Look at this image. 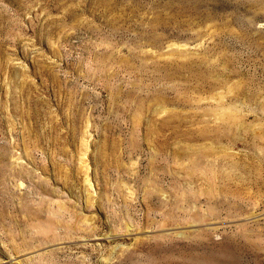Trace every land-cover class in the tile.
<instances>
[{
    "label": "rangeland",
    "instance_id": "obj_1",
    "mask_svg": "<svg viewBox=\"0 0 264 264\" xmlns=\"http://www.w3.org/2000/svg\"><path fill=\"white\" fill-rule=\"evenodd\" d=\"M209 263L264 264V0H0V264Z\"/></svg>",
    "mask_w": 264,
    "mask_h": 264
},
{
    "label": "bare ground",
    "instance_id": "obj_2",
    "mask_svg": "<svg viewBox=\"0 0 264 264\" xmlns=\"http://www.w3.org/2000/svg\"><path fill=\"white\" fill-rule=\"evenodd\" d=\"M223 117L225 118V114H223ZM190 167H192L193 169H195V168L198 167V164H197L196 162H195V163H194V162H191V163H190ZM207 181H209L208 178H207ZM208 194H209V193H208ZM192 223H194V221H193ZM201 223H202V222H201ZM188 226H189V225H188ZM200 229H201V228H200ZM191 230H192V229H191ZM191 230H190V231H191ZM199 231H200V230H199ZM195 232H196V231H195ZM199 235H200V234H199ZM158 236H159V234H158ZM216 236H217V235H216ZM38 254H39V253H38ZM207 263H208V262H207ZM209 264H213V263H209Z\"/></svg>",
    "mask_w": 264,
    "mask_h": 264
}]
</instances>
